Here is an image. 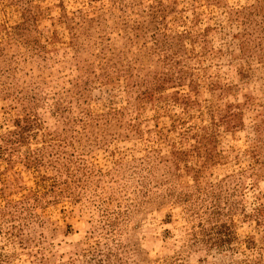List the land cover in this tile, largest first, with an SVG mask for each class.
Segmentation results:
<instances>
[{
  "label": "rangeland",
  "instance_id": "rangeland-1",
  "mask_svg": "<svg viewBox=\"0 0 264 264\" xmlns=\"http://www.w3.org/2000/svg\"><path fill=\"white\" fill-rule=\"evenodd\" d=\"M0 264H264V0H0Z\"/></svg>",
  "mask_w": 264,
  "mask_h": 264
}]
</instances>
